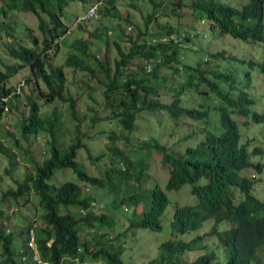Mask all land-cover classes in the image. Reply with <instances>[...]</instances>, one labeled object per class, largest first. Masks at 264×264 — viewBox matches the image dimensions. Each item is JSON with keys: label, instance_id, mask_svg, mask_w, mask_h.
Instances as JSON below:
<instances>
[{"label": "trees", "instance_id": "obj_1", "mask_svg": "<svg viewBox=\"0 0 264 264\" xmlns=\"http://www.w3.org/2000/svg\"><path fill=\"white\" fill-rule=\"evenodd\" d=\"M69 2L70 0H0V4L2 3L0 5V31H5L15 37L13 33L16 29H14L15 26L11 20L7 24H4L2 20L8 18L10 13H32L39 20L38 27L45 36L43 45L47 46L49 37L55 39L64 33V31L61 32L60 17ZM192 2L198 17L207 18L208 23H210L212 29L210 34L214 38L213 41H218L222 35L247 38L248 35L252 34L254 25L258 23L264 13L262 4L256 2L249 3L242 10L217 0H193ZM110 5L113 6L112 1ZM104 14L106 16L111 15L109 7H106ZM47 19H49V23ZM167 29L169 31L164 36H171V33L176 30L173 28ZM28 32L30 34L28 38L31 39L33 31L28 28ZM150 34L152 33L148 32L141 35L145 38L144 43L140 46L132 43V40L129 39L131 36L128 38L131 43V54L126 55L120 52L121 60L116 61V73L114 79L109 82L111 73L109 55L106 54L105 59L107 61L103 62L99 59V55L96 57V55L89 53L90 47L96 45L97 41L109 42V35L104 30H94L87 33L85 39H80L76 46L77 53L73 52L69 55L66 65L90 73L92 77H96L98 68V72L104 76L103 78L107 79V81L99 80L106 99H111L114 90L122 87V77L125 72L129 68L132 69L141 58L150 59L151 57L161 56L163 62L155 72L159 73L164 66L166 69L163 72V78L169 79L171 72L176 74L179 68H182L186 75H190L188 79L199 78L208 85L213 86L214 84L207 77V74H213L216 78L221 76L222 66L218 64L219 69L214 71L208 59L223 57V54L214 53L212 50L201 46L202 44L197 36H194V38H196V41L199 40L198 42L194 41L193 37L183 38L186 43L200 47H197V49L201 52V57L197 58L198 54H196L195 58L197 60L193 62V54L191 56L186 53L185 50L189 51V49L182 46L185 41L178 42L179 44L175 43V40H170L167 43L160 40L153 42L156 35ZM177 35L180 37L179 34ZM148 37H153L149 46L147 45ZM123 38H125L124 35ZM33 43L34 46H37L39 43L38 38H33ZM8 47L17 64L7 66L5 73L0 71V97H6L10 94L11 91L6 89L5 82L19 72V69L22 68L19 64L21 62L32 67L35 74L50 86L52 91L50 94L44 95L48 103H53L57 98L64 101V103H69L70 115L78 122V125L73 132L75 138L72 144L65 150H61L56 146V134H58V131L62 132L63 130L64 114L59 109L55 108L52 116L43 117L38 104L34 103L33 114L29 120L25 121L24 125H21V128L23 126L21 134L26 139L37 137L39 134H49L52 137V151L50 158L36 166L34 175L26 176L22 182L15 181L17 189L3 192V195L0 196V244L2 255L5 257L2 264H23L22 255L27 257L29 264H91L99 261H103L105 264H125L120 259L121 251L111 246L108 237L110 231L115 228L117 210L123 205L130 206L133 202L138 203L140 201L138 197L141 193L123 199L116 197L109 204L110 206L103 208L104 212L99 214L95 208L97 198L92 195L88 186L94 187L96 190L109 186L110 191L118 195L120 193L119 183L122 180H126L128 184L130 181L138 183L143 181V184L146 183L150 179L145 178L143 173V170L146 169L145 161L147 159L143 160L142 158L148 157L150 143L144 142L134 145L131 136L127 137L126 133L123 132L119 135L112 133L109 136L112 145L108 147L107 151H103L97 157H94L93 154L89 155L99 172L89 175L80 170L77 158L79 151L86 147L85 137L87 135L81 129L82 122L86 118L83 119L80 116L76 102L68 96L70 94H65L63 69L54 70L52 75H49L45 69L46 62L41 53L38 52L39 50L22 45L15 46V43ZM205 58H208L207 62ZM135 60L137 62L133 64ZM151 92L153 90L140 95L134 91L129 101H123L119 104V107L114 108L113 118L119 117L121 123L127 125L121 124L122 127L124 126L130 134L134 132L136 113L153 107L154 101L147 98V95ZM2 111L3 109L0 107V113ZM92 112L90 126L96 127V122L99 119L98 112L94 110ZM190 114L194 119L207 118L206 113H187L189 116ZM96 129L103 128L96 127ZM207 138V141L201 147L188 148L185 156L173 161L174 169L171 172L167 189L179 190L183 185H191L193 194L198 198L197 205L177 210L172 222L173 234L182 235L200 229L205 221L204 214L207 212H212L218 223L229 216L238 223L239 227L234 232L227 231L216 234L218 245L223 252L222 257L213 251L207 252L193 262L175 259L178 254L193 251L200 247L206 235L197 237L189 243L182 240H169L163 243L159 248L160 256L149 264H249L250 262L252 245L256 240V237L251 234L259 226L256 223V217L260 206L248 201L239 208L228 204H224L221 208H213V210L209 208L207 194L213 191L219 192L223 200L230 201L226 190L228 186L238 183L237 174L239 170L234 162L231 143L228 139L213 133H208ZM117 142H123L124 148H120ZM0 151L8 158L10 167L15 168L16 154L10 151L1 140ZM104 156L109 157L108 164L103 162L104 159L102 158ZM165 156H170V154L165 153ZM143 167L145 168L143 169ZM139 169L141 172L139 175H132L133 171ZM65 170L73 171L78 178V182L67 180L60 186L50 184V180L57 172ZM7 173L9 175L10 171L8 170ZM201 180L207 181V184L201 186L199 184ZM83 183L88 184V186H84ZM111 192L109 194H113ZM150 192V207L143 212L141 216L143 218H140L141 220L133 226L159 232L162 230L160 217L166 210L169 199L158 186ZM31 196L38 199L40 209L43 208L44 210L42 216L44 224L40 226L37 222H29L27 226L20 229V227L13 224L15 209L11 207V203L15 201L20 206L23 200H28ZM10 209H13L12 214ZM246 219L249 224L248 229L241 231V225ZM107 226L111 227L110 231H104ZM31 229L34 231L35 251H32L28 246ZM210 235L215 234L211 232ZM94 247L98 250H94ZM20 249H23V254L19 253ZM35 254L38 255V260L33 259Z\"/></svg>", "mask_w": 264, "mask_h": 264}, {"label": "clouds", "instance_id": "obj_2", "mask_svg": "<svg viewBox=\"0 0 264 264\" xmlns=\"http://www.w3.org/2000/svg\"><path fill=\"white\" fill-rule=\"evenodd\" d=\"M88 1L90 0H70V2L67 4L65 9L63 10V15L60 17V23L62 24L61 32L64 31V33L55 39H53L52 37H49V43L47 46L43 45V40H45L44 35H43L41 42L38 40L39 43L37 46H34V43L31 44V46H25V47H31V48H35L36 50H39L38 52L41 53L42 58L44 57V60L46 62L45 69L49 75H52L54 70L63 69V76H64V82H65L64 90H66L65 94H70L68 96L73 98L75 102H76V99L72 95V90H70L71 87H78L79 90L77 93V98H80L85 93L84 88L76 86V84L84 82V79L78 78V74H84V73L89 74V75L91 74L84 72L76 67L68 66L66 65V62L68 61V57L71 53L73 52L77 53L76 46H77L78 41L80 39H85L84 37L87 35V33L94 31V30L92 31L87 30L86 28L87 25L84 26V24H87L92 21H99L101 18H104V19L112 18L113 20L118 21L119 27L114 29V33L111 31V28L107 27L103 22H102V26H98L94 28L95 30H104L109 35L108 43H105L104 41L99 40L100 42L97 41L96 45L107 47L105 53L108 55H109L111 46H114L115 50L118 53L117 54L118 56L114 60V62L111 61V58L109 56V59L111 62L110 71H112L113 65L116 68V61L121 60L120 52H123L126 55L131 54V50H130L131 43L128 41V38L130 36L131 37L129 39L132 40V43L140 46L141 44L144 43V38H145L141 36L142 34H146L148 32L155 34L156 37L154 38V40H153V37H148L149 41L147 45L149 46L151 45L152 40L153 42L160 40L164 43H167L170 40H175V43L179 44L178 42L185 41L183 40V38H187L188 36L193 37V38L194 36H197L199 40H201L203 38L210 36V33H212V29L210 28V23H208L207 18L198 17L197 12L193 8V2H192L193 0L188 4L184 0H132V2H129L126 5V8L123 11L120 10V0H97V1L95 0L93 1L91 5L90 4L88 5V8L86 11L83 12L84 13L83 15H77L75 23H74V26L76 25L78 26L75 29L76 31L75 39L72 43L70 42L67 43L68 45L67 55L59 60V61H62L63 63L61 65L55 66L54 63L56 61V58L59 56L61 52L62 42L65 41V38L67 35H70L72 33V31H70V26L66 25L65 23L66 17L68 20H70L69 18H70V15L72 14V13L69 14L68 12L69 8L75 2L86 4ZM111 1L113 3V6L110 5ZM217 1L231 4L235 6L236 8H240V10H242L244 7H246L251 2L261 3L263 6V12H264V0H242V2L244 3H241V4H238L239 3L238 0H217ZM145 4L146 6L149 7L150 10H152L151 12H148L147 14H144L143 10L140 8L142 7V5H145ZM150 5H152V7ZM106 7L110 8L111 15L106 16L104 14ZM187 8H191L193 10L194 20H192L191 23L186 22L187 19H186L185 14L187 12L185 11L187 10ZM136 12H142L141 15H143V18H144V20L142 21V24L139 23L137 20L136 22L133 21L132 15ZM29 14H32V13H29ZM47 20L49 23L50 22L49 19ZM198 24L205 27L206 31H203L201 33L198 32L196 28V25ZM38 25H39V20H38ZM129 28L131 31L129 30ZM167 28H170V29L173 28L176 30L173 33H171V36H164L165 33L169 31ZM141 31H144V32H141ZM77 32H82V36H78ZM177 34H179L180 37H178ZM123 35L125 36V38H123ZM224 36L227 40L234 39V41L245 44V46L248 47L247 51L249 53L246 54L244 58H242L241 56L242 52L236 48V45L234 43L231 46L232 54H228L225 48L220 49L219 51H212L214 53L223 54V57L213 58L212 60H209L207 58L208 62L210 63V66L212 67V70L214 71L218 70L219 69L218 64L222 66V71H220L221 76L216 78L213 74H207V77L214 84L213 86L208 85L205 81L199 78L198 79H194V78L188 79L190 75H186L184 69L182 68H179V71L176 74H173L171 72V75L173 77L169 75V79L163 78L162 77L163 72L166 69L164 66L160 69L159 73L155 72L157 67L160 66V64H162L163 62V58L161 56L151 57L150 59L141 58L140 61L138 62L137 60L133 61V64L136 62L137 64H135L132 67V69L130 68L127 69L124 76L122 77L123 85L121 88L114 90L112 94L113 97L111 99H106L104 95L105 104L107 108H110L111 115L109 118H105V119L99 118L96 123H98L99 121L103 123H106L107 121H110L112 123L116 122L121 127L122 132L120 134L124 132L126 133V136L128 137L134 134V132L137 130V127H139V123H140L139 121L143 119L145 115L152 117L155 123L153 124L152 122L151 123L152 125L150 127L149 126L147 127L148 129L147 133L149 134V140H143L141 142V144L144 142L150 143V152L147 153L148 157L142 158L143 160L147 159V161H145L146 169H144L145 167H143L144 169L143 173H144L145 178L152 179L150 177L149 171L153 163H155L156 161V158L153 157V152L159 153L164 157L163 163L169 164L170 174L168 175L169 179L167 178L168 179L167 184L169 183L171 179V172L174 169L173 161L179 160V158H182L183 156H185L187 154L188 148L185 150V152H183L180 149H178L177 151H172V152L168 151L166 147L162 145L160 142H158L156 139L150 138V132L153 131L154 127H157V125L159 124L163 125V124L168 123L170 124V126L173 125L176 129H180V130L190 128V134L186 136V138H190V139L194 138L197 135L198 131L203 132L204 138L198 141L195 147H189V148L201 147L207 141L208 133H213L217 136H223L226 139H228V141L231 143V151L233 152L232 156H233L234 162L238 166L237 168L239 170L237 174L238 183L232 184L227 187L226 191H227V195L230 198V201L223 200L221 194L217 191H213L210 194H207L209 197L208 206L211 210H213V208H221L224 204L232 205L233 207L239 208L248 201H252L255 204L260 206L259 213L257 214V217H256V223H258L259 226L251 234L256 237V240L252 245V254H251L249 264H264V195L259 194V188L264 186V89L262 90L264 85H262L261 88L258 87V84L262 83L260 79L261 78L264 79V13H263V17L259 19L256 25H254L252 34L248 35L247 38H240V37H236L233 35H224ZM31 40L32 39H30V42ZM199 40L196 41V38H194V41L196 42H198ZM211 42H213V40ZM14 43H15V46L18 45L16 44L17 42H14ZM11 44L13 43H9L7 46H10ZM40 44H42L41 48L39 47ZM96 45H92L90 47L91 50L89 51V53L92 55L94 54L97 57V55H100L97 52V49H96V54L93 53L92 51V49H94ZM182 46L189 49V51L185 50L186 53H189L191 56L193 54V58H194V60L192 59L193 62L196 61L197 58L201 57L200 56L201 52L197 49L198 46H192L190 45V43H186V41L182 43ZM64 54H66V52ZM196 54H198L197 58H195ZM255 54H257V56H254ZM9 55L13 57L11 53H9ZM105 57L106 55L103 56L102 58L100 57L99 59L105 62L107 61ZM207 59L205 58L206 62H207ZM0 63H3L1 59H0ZM19 64L22 66V68L19 69V72L27 67H30L29 65L27 66L21 62ZM8 66H13V65H8ZM6 67L7 66H5V71H2V70L0 71L5 73ZM30 68L32 71L31 73L32 77H35V87L34 89L30 91L29 96L26 97L28 101H26V99L23 97V94H21V88L24 86L26 87L30 86V78L26 79L25 82L20 83L18 87L19 89L14 88V90H12L10 86H8V81H10L9 79L8 81L5 82V86H6V89L11 91L10 94L7 95L6 97H0V107H2L3 109V111L0 113V118H3L5 115L7 116L13 115L14 109H20L21 105H24V109L26 110L30 108L29 116L21 112L18 113L19 116H14V117H17V119H16V122L14 121L15 125L14 123L13 125L20 131H22V128H23V126L21 128V125L22 124L24 125L25 121L29 120L31 115L33 114L34 111L32 110V108H33L34 103L38 104L40 112L43 115V117H48L50 115L52 116L55 108H57V107L53 108V111L49 114H43L41 111V100H37L35 98L34 96L35 92H37L39 96L41 97V99H43L47 104H54L56 102H59L61 105L67 104L68 112L70 113L69 103H64V101L60 100L59 98L53 101V103H48L46 101V98L44 97V95L50 94L52 90L50 86H48L41 77H38L35 74V72L33 71V68L32 67ZM66 69L73 70V75L71 79L67 75ZM115 73L114 74L110 73L108 82L114 79ZM160 73L161 75H159ZM98 74L101 76L99 80L107 81V79L103 78L104 76H102L98 72V68H97L96 76ZM195 76H198V75H195ZM41 84L46 86V89H47L46 91L42 90ZM88 84L89 83H87L86 86L89 89H91ZM149 90H153V92L149 93L147 95V98L150 101H154V105L151 109H147V110L136 113V118L134 120V132L130 134L124 128V126H127V125L123 122L121 123V119L119 117L113 118L114 108L119 107V104H121L123 101H129L130 96H132L134 91H136L138 94L141 95V94H145L144 92L149 91ZM41 93L43 94L41 95ZM20 96H22V99H21L20 104H18ZM9 100H12L15 102V108H13L8 103ZM32 100H34V102H32ZM76 106H77V103H76ZM90 110L91 112L92 110L98 112V110H95L93 108H90ZM78 112H79V109H78ZM188 112H197L201 114L206 113L207 118L206 119L200 118V120L194 119L191 117V114L190 116L187 115ZM61 113L64 114L63 111H61ZM85 116H88V115H85ZM85 116L82 118L91 119V117L93 116V112L91 116H88V117H85ZM216 123H218V127L213 131L212 128L214 124ZM121 124L124 126L122 127ZM76 126H74V131H75ZM62 129H63L62 132H64L65 129L63 127ZM161 130L163 133H165V131L167 130V127L165 126ZM65 134H68V133L66 132ZM9 135L13 136L12 133H9ZM41 135L50 136L49 134L44 133V134H39L37 137H34V138L35 139L40 138ZM0 136H1V130H0ZM30 138L26 139L22 137V139H25V140H29ZM56 138H57L56 146H58L59 149L61 150H65L69 148V145H71L74 140L73 139L68 145H65L64 137L62 135L60 137L56 136ZM2 142L5 144L4 141ZM5 145L7 146L8 149H10V147L7 144ZM50 146H51V151H52V145L50 144ZM82 149H85V148H82ZM10 151L12 150L10 149ZM165 153L170 154V156H167L169 157L168 159H166L167 157L165 156ZM0 154L5 157V155L2 154L1 151H0ZM8 163H9V160H8ZM17 164H18V158L16 156V165ZM9 167H10V164H9ZM140 173L141 172L139 169L138 171H133L132 175L137 176ZM159 179L163 180L162 178H159ZM132 182L134 183L135 186H139L143 184V181H141L140 183L136 181H130L129 184L126 181V185L130 187L131 189H133L130 185L132 184ZM199 184L201 186H204L205 184H207V181L201 180ZM156 186L160 187L159 185H156ZM184 186L186 185H183V187ZM189 186L191 187L190 205L181 206L180 203L177 204L178 207L175 210L174 218L176 216L178 209L185 208V207L191 208L198 204V200H197L198 198L193 194L192 186L191 185ZM182 188H180L179 190H168L167 185H166L167 192H178ZM160 190L164 192L161 187H160ZM137 194L138 193H134V194L126 193L123 197H120V198L123 199V198L131 197L132 195H137ZM237 194L239 195L238 199L236 198ZM191 195L195 197L196 201L192 199ZM138 199L140 200L138 203L133 202L130 204V206L123 205L119 208L120 210H122V208L125 207L124 211L128 212L129 208H131V205L134 206L136 210L135 211L133 208L132 214H134V217L129 220L127 217L128 214H125L127 217V218L125 217V219L129 222V227L131 229H136V230L141 229V228H136L133 225L143 218L141 217L143 212L149 209L150 204H151V199L147 201L145 198L142 197L141 194L139 195ZM141 201H145L146 205L144 206V209L142 211H139L137 206L141 203ZM169 203H170V200H169ZM165 211L160 217V223H161L162 217L164 216ZM204 216H205V221L202 224V227L198 229V230H202L203 233L198 235L197 237H200V236L204 237L206 235L207 236L204 238V241L201 242L200 247H198L197 249L193 251H187L183 253V254H186V253H191V252H199V256L194 260H189L188 258L183 257L182 261L193 262L197 260L198 258H200L201 256L205 255L207 252H213V251L216 252L217 255L222 257L223 252H222V249H220L218 245V238L216 234L218 232H227V231L234 232L239 227L238 223L234 221L232 218H230L229 216L226 217V219H224L220 223L217 222V218L212 215V212H207L206 214H204ZM174 218H173V221H174ZM116 222H117V215H116ZM210 223H212V225ZM208 225H210V230L207 233H204L208 229L207 228ZM248 225H249L248 220L246 219L241 225V231L247 230ZM105 228L111 229V227L109 226ZM191 232H195V231H191ZM211 232H213L215 235H210ZM110 234L108 237V240H110L109 243L111 244V246L121 251L120 259H122L121 256L123 254L124 249L126 248V244L124 240L122 241L120 240V237H117V238L113 236L110 237ZM182 235H185V234H182ZM208 238H215L214 239L215 241L210 243L209 242L210 239ZM172 240H175V239H172ZM120 242L122 243L121 246L119 245ZM34 243H35V238H34ZM186 243H189V242H186ZM28 246H29V243H28ZM122 247L124 249H122ZM29 248L32 251H35V249H32L30 246ZM94 250H98V249L94 247ZM19 253L23 254V249H20ZM183 254H180V255H183ZM21 258H22L21 260L23 264H29L27 262L26 256L22 255ZM33 259L38 260V255L35 254L33 256ZM45 264H48V263H45Z\"/></svg>", "mask_w": 264, "mask_h": 264}, {"label": "rangeland", "instance_id": "obj_3", "mask_svg": "<svg viewBox=\"0 0 264 264\" xmlns=\"http://www.w3.org/2000/svg\"><path fill=\"white\" fill-rule=\"evenodd\" d=\"M95 0H90L86 4H81L80 2H75L71 5L69 8V14L70 20L65 19L66 25L70 26V31L72 33L70 35H67L65 38V41L61 44V52L59 56L56 58V61L54 63L55 66L61 65L63 62L59 61L61 58L65 57L67 55V43H72L75 39V29L78 27L77 25L74 26L75 20L77 15H83L84 11L87 10L88 5L92 4ZM97 1V0H96ZM187 4L190 3L192 0H184ZM239 3H244L242 0H238ZM132 2V0H120V10H124L126 8V5ZM2 5V3L0 4ZM152 7V5H150ZM144 14H147L148 12H151L152 10L149 9L148 6L142 5L140 7ZM150 10V11H149ZM72 11V12H71ZM187 12L186 15V22H192L194 20L193 17V10L191 8H187L185 11ZM142 12H136L132 15V19L134 22L136 20L142 24V21L144 20L143 15H141ZM11 20L12 24L15 26L14 29L16 31L13 33L14 35H9L5 31H0V59L3 61V63H0V70L5 71V66L8 65H16L17 61L9 55L10 50L8 48L9 43L17 42L16 44L22 45V46H31L33 44V38H38V40L41 42L43 38V34L38 28V20L34 14L29 13H10L8 18H5L2 20V22L7 24V22ZM102 22L109 28H111V31L114 33V29L119 27V23L117 20H113L112 18L104 19L101 18L99 21H92L87 24H84L86 26L87 30L92 31L95 30L94 28L98 26H102ZM75 27V28H74ZM28 28H30L33 32L31 33V42ZM131 28V27H130ZM129 28V30H130ZM196 28L198 32L206 31V28L202 25L198 24L196 25ZM133 29V28H132ZM131 31V30H130ZM28 32V33H27ZM136 32V31H134ZM26 35V36H25ZM78 36H82V32H77ZM213 36L210 34V36L203 38L200 40L201 46H204L207 49H210L212 51H219L220 49L225 48V50L228 52V54H232L231 46L233 43L236 45V48L239 49L242 53L241 56L244 58L246 54L249 52L247 51V46L241 42L234 41V39L227 40L224 35H222L221 39L218 41H213ZM231 41V42H230ZM16 45V46H19ZM124 46V45H123ZM128 46V45H127ZM228 46V47H226ZM42 47V44L39 46ZM110 47V46H109ZM105 46L96 45L94 49H92L93 53L96 54L97 52L100 54L99 56L102 58L106 55ZM70 50V49H69ZM66 52V54H64ZM117 51L115 50L114 46H111L109 51V56L111 58V61L114 62V60L117 58ZM254 56H257L255 54ZM67 75L71 79L73 75L72 69H66ZM70 71V72H69ZM116 71L115 66L113 65L111 73L114 74ZM32 71L30 67H27L23 70H21L16 76H14L10 81H8V86L14 90V88L19 89V84L25 82L26 79L30 78V86L22 87L21 88V94H23V97L26 99L27 96H29L30 91L34 89L35 87V77H32L31 75ZM26 77V78H25ZM101 76L98 74L96 77H91L89 74H78V78L84 79L83 83H78L76 86L82 87L85 90V93L80 97L77 98L78 93V87H71L70 90H72V95L76 99L77 107L79 109V114L81 117H84L85 115L91 116L92 112L90 108H93L95 110H98V116L101 119L109 118L111 115L110 108H107L105 104L104 94L102 91L101 84L99 83V78ZM25 78V79H24ZM24 80V81H23ZM22 81V82H21ZM71 81V80H70ZM260 81L262 83L258 84V87H262L264 85V79L261 78ZM92 88L89 89L86 84ZM84 84V85H82ZM42 90L46 91V86L41 84ZM16 89V90H17ZM264 89V86L262 90ZM35 98L37 100H41V111L43 114H49L53 111V108L57 107L60 109V111L64 112L63 116V128L65 129L64 132L58 131L57 137H60L61 135L64 137L65 145H68L75 136L73 135L74 126H76L78 123L76 120H74L70 113L68 112V105H61L59 102H56L54 104H47L37 92L34 94ZM92 97V99H91ZM22 96L19 97V103L21 102ZM168 100V99H167ZM26 101H28L26 99ZM8 103L15 108V102L12 100H9ZM21 112L27 116L30 115V108L24 109V105H21L20 109H14L13 115H5L3 118H0V130H1V136L0 140L4 141L5 144H7L10 149L15 152L17 158H18V164L15 168L9 167L8 159L0 154V196H2L3 192H7L9 190H16L17 184L15 181L22 182L26 176L28 175H34L36 171V166L39 164H42L46 159L51 157V142L52 139L50 136H43L41 135L40 138L35 139L34 137L30 138L29 140L22 139V131L14 127L17 117L19 116L18 113ZM19 118V117H18ZM152 117L145 115L143 119H141L139 122V127H137V130L134 132V134L130 135L131 139L133 140L134 145L135 144H141L143 140H149V134L147 133V127L151 126L153 121ZM14 123V125H13ZM92 123L90 118L84 119L81 125L82 132H84L87 137H85V149H82L78 154V162H79V168L83 172L91 175L93 173H98L97 166L91 161L89 155L92 154L94 157H97L100 155L103 151H107L108 147L112 145L111 140L109 139V136L112 133L120 134L122 132L121 127L116 122H110L107 121L106 123H103L99 121L96 123V127L98 128L101 126L103 129H96V127H91L90 124ZM103 124V125H102ZM167 127V130L165 133L162 132L163 127ZM218 127V123L214 124L212 130L214 131ZM70 131V133L65 134L67 131ZM9 133H12L13 136H10ZM64 133V134H63ZM190 134V128L180 130L176 129L173 125L170 126V124H159L157 127L153 128V131L150 132V138L156 139L158 142H160L162 145L166 147V149L170 152L177 151L178 149L185 152V150L189 147H195L198 143V141L202 140L204 138V133L201 131H198L197 135L190 139L186 138V136ZM95 135V136H92ZM129 136V137H130ZM59 143V141H58ZM117 145L120 148H124L123 142H117ZM131 144L129 145V147ZM153 157L156 158L155 163L151 166V169L149 171L150 177L152 179L147 180L146 183L141 184L139 186H135L132 182L131 189L126 185V181L122 180L120 185V193L118 195L114 194L110 191V187H106L104 189H98L96 190L94 187H89L88 184L83 183L84 186H88L90 192L93 196L97 198L96 201V212L102 213L103 208H106L107 206H110L109 204L113 202L112 200L116 199L117 196L123 197L126 193L128 194H134V193H141L142 197L145 198L147 201H149V195H151V190L156 186L159 185L162 190L167 194L169 197L170 203L164 213V216L161 219V225L162 230L159 232H154L148 229H131L129 227V222L125 219L126 215L128 219H132L134 217V214H132L134 206L131 205V208H129L128 212H125V207L122 208V210H118L116 212L117 215V222L116 226L113 231H110L109 228H105L104 231L108 230L111 232L110 237H120V240H124L126 244V248L124 249L123 254L121 256L122 260L125 264H148L149 262L157 259L160 256L159 247L163 243L175 239V240H182L184 242H190L198 235L202 234V230H198L195 232H190L185 235H173L172 231V221L174 218V213L176 208L178 207L177 204L180 203L181 206L183 205H190V192L191 187L189 185L184 186L180 191L178 192H167L166 191V185L167 181L169 179L170 174V168L168 163H163L164 157L156 152H153ZM103 162L109 163V157L104 156ZM140 162V160H139ZM10 171V174L8 175L7 171ZM157 175V176H156ZM158 177V178H156ZM162 178L163 180L159 179ZM168 178V179H167ZM166 179V180H165ZM67 180L78 182L77 176L74 174L71 170H65V171H59L55 174V176L50 180V184H54L55 186H60ZM104 191V192H102ZM108 192V193H106ZM109 192L113 194H109ZM259 194L264 195V186L259 188ZM192 199H195L191 195ZM236 198H239V195H236ZM3 204V203H2ZM4 205V204H3ZM146 205L145 201H141V203L137 206L139 211H142L144 209V206ZM11 207L15 209L14 216H13V224L16 225V227H22L27 226L29 222H37L38 225L42 226V216L44 214L43 208L40 209L39 207V201L37 198L29 197L28 200H23L22 204L19 206L15 201H12ZM10 207V208H11ZM135 210V208H134ZM136 211V210H135ZM124 213V214H123ZM126 217V218H127ZM17 223V224H16ZM212 225V223H210ZM15 227V228H16ZM207 230L204 233H207L210 230V225L207 226ZM210 239L209 242H214L215 238H208ZM121 242L119 245L121 246ZM199 256V252H191L186 253L183 255H176V260H181L183 257L188 258L189 260H194ZM5 259V257L2 255V246L0 244V264H2V261ZM91 264H105L102 262L97 263H91Z\"/></svg>", "mask_w": 264, "mask_h": 264}, {"label": "built area", "instance_id": "obj_4", "mask_svg": "<svg viewBox=\"0 0 264 264\" xmlns=\"http://www.w3.org/2000/svg\"><path fill=\"white\" fill-rule=\"evenodd\" d=\"M10 213L12 214L13 213V209L10 210ZM30 241H29V246L32 248V249H35V243H34V231L31 230L30 231Z\"/></svg>", "mask_w": 264, "mask_h": 264}]
</instances>
